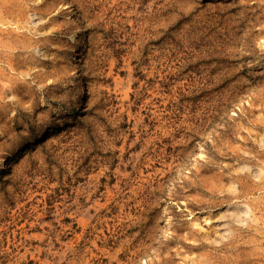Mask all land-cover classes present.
Segmentation results:
<instances>
[{"label":"rangeland","instance_id":"rangeland-1","mask_svg":"<svg viewBox=\"0 0 264 264\" xmlns=\"http://www.w3.org/2000/svg\"><path fill=\"white\" fill-rule=\"evenodd\" d=\"M0 264H264V0H0Z\"/></svg>","mask_w":264,"mask_h":264}]
</instances>
